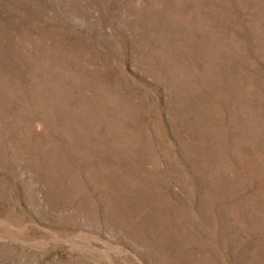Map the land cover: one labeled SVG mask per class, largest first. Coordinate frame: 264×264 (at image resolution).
<instances>
[{"label":"rangeland","instance_id":"374dc122","mask_svg":"<svg viewBox=\"0 0 264 264\" xmlns=\"http://www.w3.org/2000/svg\"><path fill=\"white\" fill-rule=\"evenodd\" d=\"M0 264H264V0H0Z\"/></svg>","mask_w":264,"mask_h":264}]
</instances>
